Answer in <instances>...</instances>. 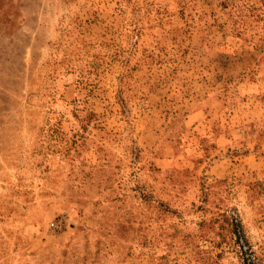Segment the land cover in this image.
<instances>
[{
    "label": "rangeland",
    "instance_id": "374dc122",
    "mask_svg": "<svg viewBox=\"0 0 264 264\" xmlns=\"http://www.w3.org/2000/svg\"><path fill=\"white\" fill-rule=\"evenodd\" d=\"M245 260L264 0H0V264Z\"/></svg>",
    "mask_w": 264,
    "mask_h": 264
},
{
    "label": "trees",
    "instance_id": "16d2710c",
    "mask_svg": "<svg viewBox=\"0 0 264 264\" xmlns=\"http://www.w3.org/2000/svg\"><path fill=\"white\" fill-rule=\"evenodd\" d=\"M233 234L238 237V233L236 232L235 228L233 229ZM245 254V253H244ZM243 264H250L249 262H247V260L244 261Z\"/></svg>",
    "mask_w": 264,
    "mask_h": 264
}]
</instances>
